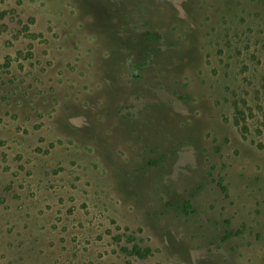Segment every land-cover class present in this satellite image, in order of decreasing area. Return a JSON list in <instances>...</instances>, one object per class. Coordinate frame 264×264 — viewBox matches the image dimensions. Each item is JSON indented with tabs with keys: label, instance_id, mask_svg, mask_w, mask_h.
Masks as SVG:
<instances>
[{
	"label": "rangeland",
	"instance_id": "rangeland-1",
	"mask_svg": "<svg viewBox=\"0 0 264 264\" xmlns=\"http://www.w3.org/2000/svg\"><path fill=\"white\" fill-rule=\"evenodd\" d=\"M0 264H264V0H0Z\"/></svg>",
	"mask_w": 264,
	"mask_h": 264
},
{
	"label": "trees",
	"instance_id": "trees-1",
	"mask_svg": "<svg viewBox=\"0 0 264 264\" xmlns=\"http://www.w3.org/2000/svg\"><path fill=\"white\" fill-rule=\"evenodd\" d=\"M146 253H149V250L141 249L137 245L133 246L132 248V254L138 258H143Z\"/></svg>",
	"mask_w": 264,
	"mask_h": 264
}]
</instances>
